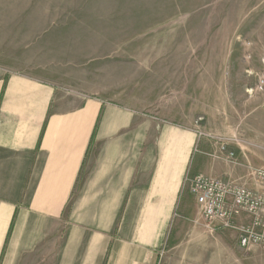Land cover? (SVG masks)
<instances>
[{
  "label": "crops",
  "instance_id": "0c3cea01",
  "mask_svg": "<svg viewBox=\"0 0 264 264\" xmlns=\"http://www.w3.org/2000/svg\"><path fill=\"white\" fill-rule=\"evenodd\" d=\"M14 17L0 18V260L4 248L10 261L13 246L48 243L68 264H158L175 216L202 219L182 196L193 137L172 129L162 159L142 157L149 105L111 100L103 73L79 70L92 46L55 40L44 23L15 28L24 16ZM240 162L202 155L194 171L239 179Z\"/></svg>",
  "mask_w": 264,
  "mask_h": 264
},
{
  "label": "rangeland",
  "instance_id": "374dc122",
  "mask_svg": "<svg viewBox=\"0 0 264 264\" xmlns=\"http://www.w3.org/2000/svg\"><path fill=\"white\" fill-rule=\"evenodd\" d=\"M1 16L92 46L78 53L79 70L103 73L111 100L149 105L142 119L154 125L137 136L142 157L162 159L174 129L193 137L185 178L202 155L228 164L215 158L221 146L264 168V0H0ZM182 196L194 205L185 182ZM197 213L175 216L158 264H264L260 249H241L234 232L205 230ZM61 247L13 246L10 261L4 248L0 264H68Z\"/></svg>",
  "mask_w": 264,
  "mask_h": 264
},
{
  "label": "built area",
  "instance_id": "2783aa9c",
  "mask_svg": "<svg viewBox=\"0 0 264 264\" xmlns=\"http://www.w3.org/2000/svg\"><path fill=\"white\" fill-rule=\"evenodd\" d=\"M215 155L232 167L241 165L237 153L225 146ZM184 182L210 230L234 232L241 249L264 253V168L246 165V175L234 180L200 173Z\"/></svg>",
  "mask_w": 264,
  "mask_h": 264
}]
</instances>
